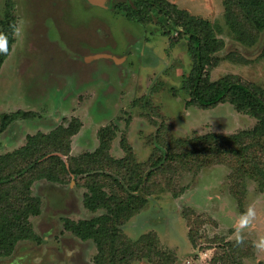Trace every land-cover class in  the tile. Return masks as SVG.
Segmentation results:
<instances>
[{
  "label": "rangeland",
  "instance_id": "374dc122",
  "mask_svg": "<svg viewBox=\"0 0 264 264\" xmlns=\"http://www.w3.org/2000/svg\"><path fill=\"white\" fill-rule=\"evenodd\" d=\"M169 1L214 24L224 46L216 53L211 79L235 74L264 88V32L246 45L226 25L222 0ZM115 4L134 7V0H0V32L9 14L17 26L27 22L23 39L13 33L0 65V155L15 158L28 135L46 141L45 135L74 118L80 126L70 136V155L92 152L100 134L113 132L107 152L119 163L103 159L102 170L125 183L126 157L143 176L151 170L138 190L147 202L121 225L124 235L155 232L158 248L174 255L167 264H264V250L254 246L264 236V182L246 172L240 179L241 160L230 154L180 158L184 148L179 144L208 132L250 129L257 119L229 101L207 108L188 104L182 89L192 64L188 36L170 29L156 8L140 21ZM16 110L29 113L4 123L2 115ZM260 144L249 156L264 170ZM156 158L161 163L153 167ZM86 190L85 175L62 182L35 179L31 191L40 199V212L29 219L36 237L17 241L10 255L0 256V264H98L93 238H81L71 228L105 210L84 205ZM249 205L257 217L237 244L235 222ZM223 242H230L229 253L222 251ZM199 251L205 254L199 257Z\"/></svg>",
  "mask_w": 264,
  "mask_h": 264
},
{
  "label": "trees",
  "instance_id": "16d2710c",
  "mask_svg": "<svg viewBox=\"0 0 264 264\" xmlns=\"http://www.w3.org/2000/svg\"><path fill=\"white\" fill-rule=\"evenodd\" d=\"M222 4L226 25L236 39L246 45L256 43L264 32V0H222ZM115 6L124 9L130 19L140 21H146L150 11L156 8L166 16L171 24L170 29L188 36L187 50L192 64L182 83V89L188 95V104L207 108L229 101L237 110L246 111L257 119L252 128L237 133L208 132L180 140L179 144L184 148L180 158L205 152H213L215 156L230 154L241 160L238 168L240 179L246 172L263 183L264 170L253 163L249 152L253 146H262L260 143L264 145V88L235 74L211 79L210 71L219 60L216 53L224 46L223 41L215 36L214 24L179 8L169 0H134V7L127 4ZM14 23L15 18L9 14L2 24L1 32L7 34L9 51L14 33L9 25ZM6 56L0 54V65ZM260 56L264 57V43ZM237 59L247 61L246 58ZM28 113L23 110L4 113L2 120L8 123L16 116ZM79 126L78 119L74 118V123L60 126L57 133L45 135L46 141L28 135V142L15 152V158H11L12 153L0 155V256L10 255L17 241L36 237L29 219L40 212V199L31 191L35 179L46 177L62 182L71 175H85L87 190L83 194L84 205L91 209L103 207L105 210L94 219L82 220L71 228L81 238H93L99 252L96 256L98 264H131L133 261L167 264L173 261V254L158 248L155 232L148 230L130 237L124 232L125 236L121 228L127 219L146 204L147 197L139 191L144 180H148L151 170L143 176L141 170L127 162V157L123 159V167L129 170L126 172L127 183L102 170L103 159L119 163L110 158L107 152V138H111L113 132H106L110 137L100 134L101 142L92 152L70 155V136L78 131ZM61 154L66 155V159ZM245 161H248L247 166H244ZM160 163L159 158L152 162L153 167H158ZM104 185L110 190H106ZM194 235L195 231L189 226L188 238L192 243ZM221 245L224 254L230 252V242Z\"/></svg>",
  "mask_w": 264,
  "mask_h": 264
},
{
  "label": "clouds",
  "instance_id": "9594fccd",
  "mask_svg": "<svg viewBox=\"0 0 264 264\" xmlns=\"http://www.w3.org/2000/svg\"><path fill=\"white\" fill-rule=\"evenodd\" d=\"M9 27L13 30L14 34L23 39L27 29V22L20 21L19 26L17 24H10ZM9 51L7 34L0 32V54L7 55ZM257 212L256 209L249 205L244 212H242L235 222V242L241 244L244 241L243 233L246 229L252 227L256 220ZM254 246L258 250H264V236H260L259 240L255 242Z\"/></svg>",
  "mask_w": 264,
  "mask_h": 264
},
{
  "label": "built area",
  "instance_id": "2783aa9c",
  "mask_svg": "<svg viewBox=\"0 0 264 264\" xmlns=\"http://www.w3.org/2000/svg\"><path fill=\"white\" fill-rule=\"evenodd\" d=\"M203 253L205 254V252L199 251V252L197 253V255H198L199 257H201V256L203 255Z\"/></svg>",
  "mask_w": 264,
  "mask_h": 264
},
{
  "label": "crops",
  "instance_id": "0c3cea01",
  "mask_svg": "<svg viewBox=\"0 0 264 264\" xmlns=\"http://www.w3.org/2000/svg\"><path fill=\"white\" fill-rule=\"evenodd\" d=\"M140 234V233H139Z\"/></svg>",
  "mask_w": 264,
  "mask_h": 264
}]
</instances>
